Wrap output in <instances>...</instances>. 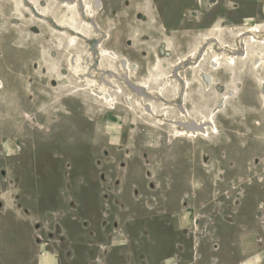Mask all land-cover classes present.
I'll return each instance as SVG.
<instances>
[{"label":"rangeland","instance_id":"1","mask_svg":"<svg viewBox=\"0 0 264 264\" xmlns=\"http://www.w3.org/2000/svg\"><path fill=\"white\" fill-rule=\"evenodd\" d=\"M27 1L0 0V264H54L46 252L58 264H264V75L247 64L189 73L188 58L217 26L261 28L263 15L219 0H94L108 50L136 83L153 80L146 107L116 80L102 107L77 73L70 85L51 70L58 41L42 18L58 2ZM180 59L189 88L168 93L161 76ZM183 92L182 110L213 111L216 133L177 137Z\"/></svg>","mask_w":264,"mask_h":264},{"label":"bare ground","instance_id":"2","mask_svg":"<svg viewBox=\"0 0 264 264\" xmlns=\"http://www.w3.org/2000/svg\"><path fill=\"white\" fill-rule=\"evenodd\" d=\"M31 1L33 3L34 0ZM31 1H27L29 5ZM93 1L94 0H71L69 3L54 0V2L58 3L54 4L55 9L53 12H51L50 15L43 16V31L50 32L58 41L56 44L58 53H56L54 57L57 55L64 56V59H60L61 57H56V59L54 57V59L48 58L51 70H53L54 75L60 79L61 75H63L62 73L65 72L67 81L70 85H73V83L78 80V76L75 74L77 73L80 76L78 86L84 87L83 89L86 90V94L94 98L99 106L104 107L107 103L106 101L111 102L108 98H112L110 96L111 92L116 91L115 87L117 85H115L114 82V80H116L121 83V88L123 87L122 92H120L121 89L116 91L118 94L123 93L126 96L129 95V92L122 85L125 84L131 92L128 102L132 105L135 104V96H137L141 105L146 107L148 91L151 88L150 83L153 84V80L151 81L150 78H148L136 83L134 81L136 75H134L131 69V62L111 54L105 43V39L106 37L109 38V35L101 29L96 21V14H94L91 5ZM206 2L212 4L214 0H206ZM19 5L20 2L16 1V6L19 7ZM81 13H89V18L83 20ZM261 28L264 29V26ZM261 28L260 25L238 28L229 22L217 26L215 28L217 33L205 34L197 44H194V48L188 52V58L197 57L196 61H194L192 65H189V73L198 74L207 64H212V70H217V68L219 69L221 66H224L228 73H232L240 69L242 65L247 64L251 73L255 74L261 72V75H264V38H260L253 34ZM208 40H210V43H214L210 44ZM223 43L231 49L234 55L225 57L222 55L221 51L216 50V48L220 47ZM88 46L89 48H87ZM239 46L240 49H238ZM198 50L200 52H198ZM61 52H64V54H61ZM93 60H97L95 66L92 65ZM181 62H183V59H180L178 65L175 62L173 63L171 66V69L173 68V74L171 76L168 75L170 72H163L161 76L163 81L161 86H164V88L169 91L168 93H172L176 87H178V89L181 87L183 91L189 88V84L186 83L177 72L178 69L182 68V66H180V64L182 65ZM120 63L125 68V73L122 77H120L116 71ZM156 66H158V64H156ZM200 76L205 77V85L214 83V78L211 73H201ZM42 79L45 80V78ZM177 79L181 81V84H179L180 82H178ZM95 81H97V83ZM96 84H100L101 89L97 90L91 87H96ZM2 85L0 81V87ZM90 88L96 92L97 95L91 94L89 92ZM180 95L177 102L182 110L181 104L185 106L188 105V99L184 92ZM164 97H166L164 91H159L155 96H152V101L161 100V98ZM150 105L153 107L152 104ZM137 106L141 109L139 105ZM212 112L207 115L204 114L200 119H197L192 117L189 110L177 111V119H175L174 122H178L182 126L181 131H183L181 134L177 135V137L206 138L216 133L214 130L215 127L214 129L212 128V131L208 130V125L213 124Z\"/></svg>","mask_w":264,"mask_h":264},{"label":"crops","instance_id":"3","mask_svg":"<svg viewBox=\"0 0 264 264\" xmlns=\"http://www.w3.org/2000/svg\"><path fill=\"white\" fill-rule=\"evenodd\" d=\"M222 3V6L229 7L231 10H237L239 9V5L245 4L247 6V12L250 13V17H254V15L258 12H260L264 17V0H219ZM197 3L203 7L205 4L202 3V1L197 0ZM188 5V4H187ZM252 19V18H249ZM49 255L52 256L54 259V264H58V260L56 255L53 252H46ZM168 261V259L166 260ZM192 263V260H190V264Z\"/></svg>","mask_w":264,"mask_h":264},{"label":"flooded vegetation","instance_id":"4","mask_svg":"<svg viewBox=\"0 0 264 264\" xmlns=\"http://www.w3.org/2000/svg\"><path fill=\"white\" fill-rule=\"evenodd\" d=\"M202 3H203V4H206L207 2H206V0H202ZM209 5H211V4H209Z\"/></svg>","mask_w":264,"mask_h":264}]
</instances>
